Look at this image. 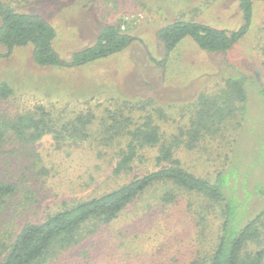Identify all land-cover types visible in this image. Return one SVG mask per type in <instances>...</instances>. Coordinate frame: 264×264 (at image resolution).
Here are the masks:
<instances>
[{
	"label": "rangeland",
	"instance_id": "obj_1",
	"mask_svg": "<svg viewBox=\"0 0 264 264\" xmlns=\"http://www.w3.org/2000/svg\"><path fill=\"white\" fill-rule=\"evenodd\" d=\"M240 2L26 0L16 3L19 11L40 15L53 24L58 33L55 48L66 60L94 45L102 25H117L133 37V42L121 54L74 69L37 66L31 46L2 57L7 51L0 45V85L6 82L15 91L14 97H0V119L31 111L35 120H45L50 128L28 148L16 143L0 150V181L7 179L17 185L19 199L25 198L29 191L34 192L37 213L46 209L48 213L49 208H59L64 202L75 204L102 194L108 183L115 185L108 178L122 149L118 144L109 146L102 141L106 135L102 123L118 115L124 119L130 116L137 124L149 121L160 126L166 143L174 142L177 136L176 144L180 147L175 149V159L199 177L214 181L220 172L235 169L236 177L229 179L230 188L234 187L231 195L238 193L237 197L245 200L247 192L263 188L264 2L253 0L252 25L227 54L203 51L193 40L184 39L167 56L157 38L162 27L178 20H194L236 32L244 25ZM240 74L250 78L246 119L241 120L238 113L241 102L235 99L233 105L224 107V125L228 128L223 134L214 139L206 137L194 149L187 148L182 142L188 135L181 134L197 119L200 99L207 96L218 106L219 102L225 105L224 95L230 90L228 78ZM92 115L93 125L85 129L91 132V137L87 141L73 137L72 129L79 126L78 118L87 120ZM66 124L75 126L66 132L63 130ZM111 124L116 123L111 120ZM234 138L237 142L234 151H230ZM143 154L147 161L138 165L137 175L156 169L153 159L158 150ZM42 168L48 176H42ZM185 198L154 212L126 214L103 233L127 232L129 237L130 233L138 234L141 241L147 242L139 256L126 250L125 259L120 260L116 250L106 253L102 249L105 246L98 243L103 235L79 249H88L91 264H191L200 240L203 250L218 242L222 218L219 213L218 218L211 215L209 225H200ZM246 198L249 218L264 209L262 196L252 198L248 194ZM152 233H157V239L150 246ZM96 243L106 257L97 256ZM80 250L72 256L80 257ZM112 255L118 259L113 261Z\"/></svg>",
	"mask_w": 264,
	"mask_h": 264
},
{
	"label": "trees",
	"instance_id": "obj_2",
	"mask_svg": "<svg viewBox=\"0 0 264 264\" xmlns=\"http://www.w3.org/2000/svg\"><path fill=\"white\" fill-rule=\"evenodd\" d=\"M23 1L26 0H0V45L7 51L2 57H10L16 49L31 46L37 66L74 69L121 54L133 42V37L117 25H102L94 45L66 60L55 48L56 28L40 15L19 11L15 4ZM240 9L244 25L236 32L194 20H178L162 27L157 38L167 56L184 39L193 40L203 51L227 54L246 36L252 25L253 0H241ZM248 83L250 78L244 74L228 78L230 90L225 92V105L219 102L218 106L214 99L207 96L200 99L197 119L186 133L182 131L183 137L188 135L182 144L194 149L206 137L214 139L222 135L228 128L227 124L224 125V107L233 105L235 99L241 102L238 113L244 121L248 109ZM262 91L264 94V88ZM14 95L10 84L4 82L0 85L1 98L9 99ZM33 114L27 111L0 119V150L16 143L28 148L44 137L50 129L49 125L45 120H35ZM92 117L94 115L87 120L78 118L79 126L72 129L73 132L75 130L73 137L80 141L91 137V132L85 129L87 125H93ZM122 119L123 116L113 115L102 123L103 134H106L102 141L109 146L118 144L122 148L115 157L117 164L108 178L115 185L108 183L102 194L75 204L64 202L59 208H49L48 213L47 209L37 213L34 192L29 191L25 198L19 199L17 185L7 179L0 181V264H83L80 261L91 264L88 249L79 248L98 235H103L98 243L105 246L102 249L106 253L112 254L116 250L120 260L125 259L126 250L139 256L147 242L141 241L138 234L130 233L129 237L127 232L114 235L103 233L126 214L161 210L185 197H188L185 198L188 207L198 217L200 225H209L211 215L218 218L219 213L222 218L218 242L203 250L200 240L191 264H264V209L249 218V201L246 198L248 194L252 198H264V187L247 192L245 200H241L237 197L238 193L231 195L234 187L229 185V179L236 177L235 169L220 172L214 181L199 177L175 159V149L180 147L176 144L177 136L174 142L166 143L160 126L156 127L149 121L137 124L130 116ZM111 120L116 124H111ZM73 126L75 124H66L63 130L68 132ZM239 126L242 127V124ZM55 134L59 133L55 131ZM57 139L61 141V137L57 136ZM236 142L234 138L230 151H234ZM152 149L158 150L153 159L156 169L137 175L138 165L147 161L143 153ZM40 171L42 176H48L45 168ZM193 198L202 201L196 203ZM31 215L34 216L29 219ZM156 239L157 233H152L150 246L156 243ZM98 243L95 250L99 249ZM77 250H80V257H73ZM98 255L106 257L100 250ZM117 259L112 255L113 261Z\"/></svg>",
	"mask_w": 264,
	"mask_h": 264
}]
</instances>
